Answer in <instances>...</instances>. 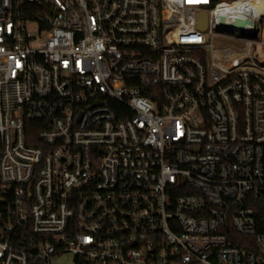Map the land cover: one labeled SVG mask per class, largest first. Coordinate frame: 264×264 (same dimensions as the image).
Listing matches in <instances>:
<instances>
[{"label":"built area","instance_id":"1","mask_svg":"<svg viewBox=\"0 0 264 264\" xmlns=\"http://www.w3.org/2000/svg\"><path fill=\"white\" fill-rule=\"evenodd\" d=\"M0 138V264H264V0H0Z\"/></svg>","mask_w":264,"mask_h":264},{"label":"trees","instance_id":"2","mask_svg":"<svg viewBox=\"0 0 264 264\" xmlns=\"http://www.w3.org/2000/svg\"><path fill=\"white\" fill-rule=\"evenodd\" d=\"M38 124L39 122L37 121H26V127L28 128V132L31 134V136H34L36 134V131L38 130ZM0 152H1V138H0ZM254 207L256 211L259 229L264 230V202H256L254 203Z\"/></svg>","mask_w":264,"mask_h":264},{"label":"rangeland","instance_id":"3","mask_svg":"<svg viewBox=\"0 0 264 264\" xmlns=\"http://www.w3.org/2000/svg\"><path fill=\"white\" fill-rule=\"evenodd\" d=\"M226 43L224 45H228L231 42L230 39H225ZM73 257L69 254L64 255L63 257L57 260V264H72Z\"/></svg>","mask_w":264,"mask_h":264},{"label":"water","instance_id":"4","mask_svg":"<svg viewBox=\"0 0 264 264\" xmlns=\"http://www.w3.org/2000/svg\"><path fill=\"white\" fill-rule=\"evenodd\" d=\"M199 26H200L201 28H205V27H206V14H205V13H202V14L200 15Z\"/></svg>","mask_w":264,"mask_h":264}]
</instances>
